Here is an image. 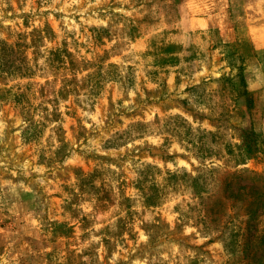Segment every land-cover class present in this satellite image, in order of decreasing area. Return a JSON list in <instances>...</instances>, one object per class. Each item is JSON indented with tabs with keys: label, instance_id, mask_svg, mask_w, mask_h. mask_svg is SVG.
Masks as SVG:
<instances>
[{
	"label": "rangeland",
	"instance_id": "1",
	"mask_svg": "<svg viewBox=\"0 0 264 264\" xmlns=\"http://www.w3.org/2000/svg\"><path fill=\"white\" fill-rule=\"evenodd\" d=\"M254 6V29L235 25L233 40L196 28L198 0H0V256H263L264 244L243 255L264 235V3ZM242 130L263 141L239 163L227 149Z\"/></svg>",
	"mask_w": 264,
	"mask_h": 264
},
{
	"label": "crops",
	"instance_id": "2",
	"mask_svg": "<svg viewBox=\"0 0 264 264\" xmlns=\"http://www.w3.org/2000/svg\"><path fill=\"white\" fill-rule=\"evenodd\" d=\"M198 2L202 4L204 14L199 17L200 26L196 28L207 31V29H216L218 27L222 38L226 36V38L234 40L239 38L235 25L247 23L250 24V29H254V21L251 19V15L253 9L258 8L254 5L255 3L262 4L264 0H198ZM239 6L242 12L241 22L235 19V13H237L236 10ZM225 30H227L226 35H224ZM0 259V264H9L5 256H0Z\"/></svg>",
	"mask_w": 264,
	"mask_h": 264
},
{
	"label": "trees",
	"instance_id": "3",
	"mask_svg": "<svg viewBox=\"0 0 264 264\" xmlns=\"http://www.w3.org/2000/svg\"><path fill=\"white\" fill-rule=\"evenodd\" d=\"M231 88L235 92L239 91V89H240L235 84H232ZM247 102H248V108H250L252 106L253 102H252V100H249V101H246V104H247ZM261 136H262V133L261 132H255L253 130H250V131L242 130L241 131V135H240V141H241L240 145H237V146L228 145L229 149H227V152L229 154L233 155L236 150L239 151L237 153V157H238V160L237 161L239 163H244L247 159L252 158L253 156H255L256 153L259 152L257 143H258V140L261 138ZM261 140L263 141L262 138H261ZM255 177H260V175H255ZM195 180H197V178H195ZM229 190H230V193H231V189H229ZM231 195H232V197H235V194L234 193H231ZM236 196H237V193H236ZM260 199L261 198H257V202ZM254 203H255L254 200H252L250 202V209H251L252 204H254ZM257 207H258V205H257ZM253 213H254V211H253ZM248 214L250 215V213H248ZM254 214H256V213H254ZM251 215H253V214H251ZM234 237L239 238L240 235L237 233ZM250 238H251V243L253 245H251L250 247H249V244L248 243L245 245V248H244V251H243V255L244 256H246V255L250 256L249 252H251V250L254 249L255 245L258 246L259 244H264V235H262V234H261V236H257L255 234H253L252 236H250ZM250 238H247L246 239L247 242L248 241L250 242V240H249ZM251 257L253 259V262L251 264H264V255L260 257L257 254V251L256 250L253 252V254H252Z\"/></svg>",
	"mask_w": 264,
	"mask_h": 264
}]
</instances>
